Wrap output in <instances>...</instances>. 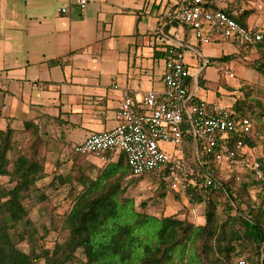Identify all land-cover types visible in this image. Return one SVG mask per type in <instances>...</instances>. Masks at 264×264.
<instances>
[{"label":"crops","instance_id":"1","mask_svg":"<svg viewBox=\"0 0 264 264\" xmlns=\"http://www.w3.org/2000/svg\"><path fill=\"white\" fill-rule=\"evenodd\" d=\"M214 2L206 0L235 16L237 6L255 4ZM177 3L88 0L81 9L79 0H0V119L11 127L31 121L68 149L93 133L114 129L124 94L140 102L148 91L163 86L162 77L156 82V60L165 62L172 46H186L187 34L178 33L179 24L167 18ZM247 25L264 27V21L249 15ZM158 32L167 40L163 49L153 39ZM200 74H191L195 99ZM72 130L82 134L74 142L67 138ZM120 153L114 159L95 158L93 164L105 167Z\"/></svg>","mask_w":264,"mask_h":264},{"label":"trees","instance_id":"2","mask_svg":"<svg viewBox=\"0 0 264 264\" xmlns=\"http://www.w3.org/2000/svg\"><path fill=\"white\" fill-rule=\"evenodd\" d=\"M234 18L242 26H248L247 12ZM248 49L264 50V40ZM258 72L264 76V60ZM220 80L225 81V78ZM198 81L201 84V74ZM232 109L251 119L257 136L255 139L244 138V143L249 149H256L259 134L255 120L247 112L251 105L246 100H237ZM23 129L31 131L36 140L42 136L31 121L25 122ZM14 133L10 125L0 131V177H8L11 183L10 187L0 185V264H174L176 257L183 263L187 251L191 253L193 264H229L244 252L251 253L255 264H264L261 259L264 252V200L260 202L258 198L250 197L253 187H257L264 197V180H255L253 172L244 167L227 170L228 178L223 176L224 171L215 169L214 179L206 190L202 187L201 192L196 191L203 182L196 179L197 186L192 185L182 195L191 205L205 206L203 225H195L187 217L186 206L182 210L183 218H157L136 212L134 201L125 197L123 183L132 177V173L128 157L123 152L116 162L96 168L98 172L94 177L78 165L72 167L74 173L54 178L52 185L58 182L61 186H75L71 189L73 204L61 224V231L68 232V236L63 243L55 241L51 248L43 245L45 235L40 236L29 220L24 202L38 189L37 183L46 177L45 164L43 160L22 153L10 169L9 153L13 149ZM192 144H195L194 139L186 137L184 151ZM69 150L75 154L72 147ZM185 157L189 166L204 173L197 160ZM257 161L264 173V155ZM219 197L225 200L221 216L218 213ZM142 205L146 206L145 203ZM20 241L28 245V251L18 247ZM79 253L83 259H79ZM254 255L259 258L257 262Z\"/></svg>","mask_w":264,"mask_h":264},{"label":"built area","instance_id":"3","mask_svg":"<svg viewBox=\"0 0 264 264\" xmlns=\"http://www.w3.org/2000/svg\"><path fill=\"white\" fill-rule=\"evenodd\" d=\"M87 4L88 0H79L81 9ZM237 8L239 14L246 10L245 6ZM60 11L67 13L66 8ZM234 16L210 6L206 0H178L176 7L167 13L170 23L191 29L201 44L233 39L249 48L264 40V27H244ZM213 64L216 65L215 62ZM164 65V89L161 93L148 91L138 102L126 92L116 112L117 126L110 131L91 134L75 145L73 152L81 156L123 152L128 157L132 176L152 174L164 190L179 191L182 195L192 185L197 186L196 179L203 180L197 186V192H201L202 187L207 189L214 179L215 161L225 163L227 170L231 171L239 167L250 169L255 180L263 181L261 163L252 158L253 150L244 143V138L255 139L257 136L251 119L238 115L232 107L219 102L194 98L189 89L190 69L181 47L168 48ZM219 71L222 78L235 77L226 68V63L219 64ZM188 136L195 141L196 159L201 166L199 168H204L203 174L186 162L183 150ZM167 146H171L175 153H171ZM261 259H264V252ZM229 264L255 263L251 253L244 252Z\"/></svg>","mask_w":264,"mask_h":264},{"label":"rangeland","instance_id":"4","mask_svg":"<svg viewBox=\"0 0 264 264\" xmlns=\"http://www.w3.org/2000/svg\"><path fill=\"white\" fill-rule=\"evenodd\" d=\"M214 1L215 4H219L220 0ZM254 1L255 4L249 5L251 8L246 7L245 12L248 13V16L253 15L256 19L261 18L264 21V0ZM253 19L254 17L250 18L251 23H253ZM176 28L180 30L178 33L187 34L188 36L185 42L186 46L183 48L186 65L193 76L201 73V84L199 91L195 94L196 99L206 102H219L227 107H232L237 98L238 100H246L247 104L251 105V109L247 112L255 120L256 130L259 134L256 149L252 151V158L256 159L264 155V76L258 72V67L264 60V50L248 49L244 43L233 39L201 44L195 39L191 29L182 25ZM153 39H156L160 49H163L167 44L166 37L162 33L158 32L156 38ZM223 57H229L230 60H221ZM97 60L102 61L103 58H97ZM206 61H208V64H206ZM222 63H226V68L235 74L234 78H225V81L220 80L222 74L219 71V64ZM155 69L156 82L160 84V77L163 78L165 72L163 60H156ZM163 86L160 85V88H156V92L161 93L160 89ZM30 118L27 117V119ZM7 125L8 123L0 119V131L6 129ZM13 129L15 133L12 137L13 149L9 153L10 169L17 156L22 153L43 160L45 164L46 177L37 183L38 189L25 200L24 204L28 209L29 220L39 230L40 236L45 235L42 244L51 248L55 241L63 243L68 236V232L61 231V224L64 214L73 204L71 189L75 187L70 185L61 186L58 182L52 185L54 178L58 175L66 176L74 173L72 167L78 165L84 167L86 173L94 177L97 175L96 168L98 167L93 164V160L103 157L114 159L116 155L115 153L99 156L75 155L68 148L61 147L47 138L44 132H41L42 136L39 140H36L31 135V131H25L23 126H15ZM81 136L82 134L78 130H72L67 138L69 141L74 142ZM167 149L171 153H175L171 146H167ZM184 154L187 159L197 160L195 144L187 145ZM199 167L201 166L199 165ZM213 167L219 171H224L223 176L225 178L230 176L226 173L227 166L225 163L215 161ZM0 185L10 187L9 178L0 177ZM123 187H126L125 197L134 201L136 212H145L157 218L166 216H181L183 218L184 212L182 210L186 206L188 209L187 217L195 225H203L205 222L203 212L205 206L203 204L191 205L179 191L169 192L164 190L159 187L158 181L152 174L146 173L129 177L124 181ZM76 189H79V187H76ZM176 195L182 196L183 199H178ZM250 197L252 199L258 198L260 202L264 200L263 193H259L257 187L250 189ZM220 199L221 205L218 213L221 216L225 200ZM144 203L146 206L142 205ZM18 247L23 251H28V245L25 242H18ZM190 254L187 251L183 263H181V258L176 257L174 264H193L190 260ZM78 257L83 259L80 253ZM254 258H257V256L254 255Z\"/></svg>","mask_w":264,"mask_h":264}]
</instances>
